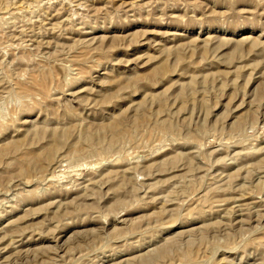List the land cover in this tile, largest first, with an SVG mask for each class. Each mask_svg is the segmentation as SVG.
Wrapping results in <instances>:
<instances>
[{"label": "rangeland", "instance_id": "1", "mask_svg": "<svg viewBox=\"0 0 264 264\" xmlns=\"http://www.w3.org/2000/svg\"><path fill=\"white\" fill-rule=\"evenodd\" d=\"M0 264H264V0H0Z\"/></svg>", "mask_w": 264, "mask_h": 264}]
</instances>
